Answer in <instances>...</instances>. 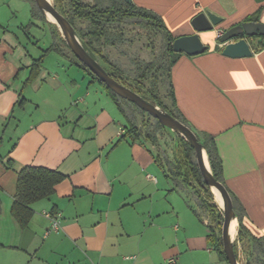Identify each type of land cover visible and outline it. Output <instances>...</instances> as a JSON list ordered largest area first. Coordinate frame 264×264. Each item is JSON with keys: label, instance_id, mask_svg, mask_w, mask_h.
<instances>
[{"label": "crops", "instance_id": "1", "mask_svg": "<svg viewBox=\"0 0 264 264\" xmlns=\"http://www.w3.org/2000/svg\"><path fill=\"white\" fill-rule=\"evenodd\" d=\"M132 1L159 14L175 37L195 33L201 12L223 18L199 33L208 50L180 52L172 82L190 127L214 137L244 224L264 238V36L248 38L253 54L244 57L225 55L216 37L217 28L264 23V0ZM36 6L0 0V264H125L129 254L138 264H228L210 244L192 187L170 174L167 152L127 134L117 102ZM44 24L54 38L45 48L32 32ZM52 53L56 69L46 67ZM26 166L65 177L31 204L22 226L12 205ZM45 212L61 214L58 230L47 232Z\"/></svg>", "mask_w": 264, "mask_h": 264}, {"label": "trees", "instance_id": "2", "mask_svg": "<svg viewBox=\"0 0 264 264\" xmlns=\"http://www.w3.org/2000/svg\"><path fill=\"white\" fill-rule=\"evenodd\" d=\"M55 4L73 24L86 49L103 64L110 75L139 92L148 100L168 110L190 126L177 107L171 76L172 66L181 53L173 50L172 44L176 37L159 14L148 8L138 6L133 1L128 3L126 0H55ZM34 12L36 13V11ZM38 12L41 14L40 11ZM41 16L45 18L43 14ZM252 18H257V14L252 16ZM130 25H141L144 28L156 31L164 39L161 53L158 56L147 60L133 57L131 70L110 56L111 48L120 49V47H124L131 42L128 36V26ZM62 40L68 48L64 38ZM52 48L61 51L57 43L53 44ZM69 51L74 62L85 69L94 79L98 80L117 102L128 120L127 134L136 137L144 136L151 142L157 143L158 138L155 133L167 127L135 103L113 92L70 49ZM120 51L124 54L128 53V51L123 49ZM129 82H132V84H129ZM125 105L137 108L143 114H146V117L153 119L155 130H151V127H149L150 129L143 131L140 128L141 126L129 115ZM146 123L149 124L148 120ZM196 133L207 151L215 177L226 186L222 176V162L214 137L206 132L200 133L196 131ZM174 135L178 142V149L174 153L173 159L167 158L168 170L170 174L182 178L192 187L198 206L205 211H209L212 215L213 223L210 224L208 222L207 224L210 244L228 262L224 251L221 230L224 214L212 201L213 192L202 177L193 146L180 135L176 133ZM64 177L65 175L58 170L38 166H26L19 171L12 213L22 226L27 225L32 215L31 204L38 199L50 196L54 192L55 185ZM226 188L231 195L234 210L238 217V240L244 246L247 256L246 264H264V238L254 235L244 224V208L232 190L227 186ZM235 251L239 257L236 243Z\"/></svg>", "mask_w": 264, "mask_h": 264}, {"label": "water", "instance_id": "3", "mask_svg": "<svg viewBox=\"0 0 264 264\" xmlns=\"http://www.w3.org/2000/svg\"><path fill=\"white\" fill-rule=\"evenodd\" d=\"M131 3L132 0H126ZM45 18L55 24L64 38L68 48L81 60L101 81H103L113 92L119 96L135 103L152 117L159 120L165 127L186 139L195 150V157L199 170L205 183L211 190H217L221 196L223 207V227L222 240L226 258L229 264H242L235 251V238L231 234L232 221L238 220L234 210L233 200L226 186L214 175L207 151L203 143L199 140L196 132L182 120L171 114L160 105L153 103L139 92L115 79L105 69L103 64L94 57L84 46L77 30L70 20L58 9L54 2L49 0H35ZM49 14L55 20L49 18ZM223 18L211 11L197 14L192 19L195 33L176 37L173 41L175 52H184L188 55H197L209 49L201 39L200 32L213 30L219 25ZM261 35L264 36V23L260 21H245L227 29L220 37V41L225 43L223 53L232 57H244L253 54V49L248 38ZM239 231V221H238ZM238 233V232H237Z\"/></svg>", "mask_w": 264, "mask_h": 264}, {"label": "rangeland", "instance_id": "4", "mask_svg": "<svg viewBox=\"0 0 264 264\" xmlns=\"http://www.w3.org/2000/svg\"><path fill=\"white\" fill-rule=\"evenodd\" d=\"M55 3V0H53ZM59 30V28L57 27ZM128 36L131 40L130 43L125 45L124 47L114 48L110 49V56L116 60L121 62L127 69L131 70L133 67L132 58L133 57H140L144 59H152L153 57L158 56L161 53V49L163 46L164 39L162 35L157 33L156 31L144 28L141 25H130L128 26ZM32 32L37 35L39 40V45L43 48L50 46L54 42V38L51 33V29L47 27V25H43V29H32ZM60 32V30H59ZM126 50L128 51L127 54L122 53L120 50ZM54 56H56L55 53H52L50 56H48L46 61V67L51 69L57 68L56 59H54ZM129 84H132V82H129ZM126 110L128 111L129 115H131L135 122L138 123L143 131H147L150 129L155 130L154 121L153 119H150L149 117H146V114H143L141 111H139L137 108L130 107L128 105H125ZM146 119V120H145ZM148 120L149 124L145 122ZM156 136L158 138V142L154 143L156 147L159 149L166 151L169 157L172 159L174 156V153L177 152L178 149V142L175 139L174 132L170 130L169 128H163L162 130L157 131ZM197 186H199L197 184ZM213 192V198L212 201L214 204L218 206V208L223 212L222 203L218 200L217 193L212 190ZM200 208V207H199ZM202 211V214L204 215V218L212 224V215L209 213V211H205L202 208H200ZM223 227V222L221 226V230ZM238 253H239V259L242 264H246V253L244 250V246L241 242L238 240V233L235 237V241Z\"/></svg>", "mask_w": 264, "mask_h": 264}, {"label": "built area", "instance_id": "5", "mask_svg": "<svg viewBox=\"0 0 264 264\" xmlns=\"http://www.w3.org/2000/svg\"><path fill=\"white\" fill-rule=\"evenodd\" d=\"M224 30L221 28L216 29V37L217 39H220V37L223 35ZM45 215L50 219L51 224L50 227L47 229V232L51 230H58L61 227V214L59 212L52 213V212H45ZM208 224V223H206ZM125 264H138L137 262V255L136 254H129L124 257ZM171 262H174V260H171Z\"/></svg>", "mask_w": 264, "mask_h": 264}, {"label": "bare ground", "instance_id": "6", "mask_svg": "<svg viewBox=\"0 0 264 264\" xmlns=\"http://www.w3.org/2000/svg\"><path fill=\"white\" fill-rule=\"evenodd\" d=\"M51 2H53V0H49ZM49 18L51 20H55L54 17L52 15L49 14ZM216 193H217V196H218V200L222 203V200H221V196L220 194L218 193L217 190H214ZM237 232H238V222L237 220L235 219L234 221H232V225H231V234H232V237L235 238L236 235H237Z\"/></svg>", "mask_w": 264, "mask_h": 264}]
</instances>
